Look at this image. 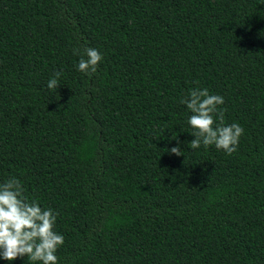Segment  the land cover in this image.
Returning a JSON list of instances; mask_svg holds the SVG:
<instances>
[{
    "label": "trees",
    "instance_id": "trees-1",
    "mask_svg": "<svg viewBox=\"0 0 264 264\" xmlns=\"http://www.w3.org/2000/svg\"><path fill=\"white\" fill-rule=\"evenodd\" d=\"M193 88L243 127L233 154L190 148ZM13 177L58 213L57 264H264V0H0Z\"/></svg>",
    "mask_w": 264,
    "mask_h": 264
},
{
    "label": "clouds",
    "instance_id": "clouds-1",
    "mask_svg": "<svg viewBox=\"0 0 264 264\" xmlns=\"http://www.w3.org/2000/svg\"><path fill=\"white\" fill-rule=\"evenodd\" d=\"M101 60L96 49L85 48L77 71L86 75L95 73ZM61 75L56 72L46 89L56 90ZM180 103L191 113L188 125L194 137L189 144L192 150L214 145L227 155L237 151L244 129L235 122L225 125V110L219 107L224 103L222 96L210 94L207 88H193ZM167 151L171 155H182L179 142ZM57 215L51 208H42L38 201H29L16 178L0 184V260L12 262L27 257L33 264H57L55 252L64 242L63 235L54 231Z\"/></svg>",
    "mask_w": 264,
    "mask_h": 264
}]
</instances>
